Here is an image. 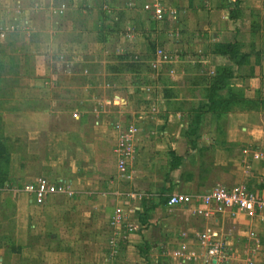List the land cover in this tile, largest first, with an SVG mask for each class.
Segmentation results:
<instances>
[{
  "label": "crops",
  "instance_id": "0c3cea01",
  "mask_svg": "<svg viewBox=\"0 0 264 264\" xmlns=\"http://www.w3.org/2000/svg\"><path fill=\"white\" fill-rule=\"evenodd\" d=\"M164 1L177 10L166 22L153 19L150 0H0L3 172L18 186L45 176L74 190L37 205L0 187V264H207L196 237L206 222L168 205L169 196L244 183L264 198V0ZM227 43L237 44L234 58L215 51ZM161 46L177 58L154 72ZM148 83L158 112L139 134L132 180L124 181L114 125L138 116ZM214 89L232 110L207 111ZM117 190L141 197L127 201L137 228L110 258ZM216 216L205 230L235 264L252 251L264 264V218Z\"/></svg>",
  "mask_w": 264,
  "mask_h": 264
},
{
  "label": "built area",
  "instance_id": "2783aa9c",
  "mask_svg": "<svg viewBox=\"0 0 264 264\" xmlns=\"http://www.w3.org/2000/svg\"><path fill=\"white\" fill-rule=\"evenodd\" d=\"M152 16L155 21L166 22L168 18L174 19L177 14L175 7L170 6L164 0H150ZM66 6L60 5L56 11L64 13ZM128 37H132L131 29ZM177 55L166 47H159L155 51V57L150 62V68L158 72L161 63H171L176 60ZM154 77H156L154 75ZM145 101L141 112L129 122H116L114 127L117 131V139L113 148L116 157V168L118 177L124 181L132 180L131 163L138 151V137L144 128V124L158 112L157 100L154 85L148 83L144 88ZM4 188L10 189L13 193H25L37 204H43L50 196L64 194L72 196L74 190L71 182L65 179H49L45 176H37L23 183L21 186L6 183ZM115 204L113 213L109 220L110 234L106 239V253L108 257L118 256L121 251V243L126 237L136 230L133 222L128 220L126 205L129 200H136L141 197L137 191H115ZM168 205H185L189 209V215L203 219L206 223L196 233L198 244L204 249V257L207 264H235L234 253L226 248L225 244L217 240L213 233L205 230L208 222L216 223L217 214L229 211L248 212L264 218V198L257 192L248 188L244 183L226 186L215 184L212 187L198 193H174L167 200ZM256 246L259 245V238L254 231L249 233ZM173 256L179 257L182 261L188 257L182 255L179 250L173 251ZM256 253L246 259L244 264H255Z\"/></svg>",
  "mask_w": 264,
  "mask_h": 264
},
{
  "label": "trees",
  "instance_id": "16d2710c",
  "mask_svg": "<svg viewBox=\"0 0 264 264\" xmlns=\"http://www.w3.org/2000/svg\"><path fill=\"white\" fill-rule=\"evenodd\" d=\"M239 1L240 0H233V2H236V3H238ZM101 16H103V19H100L99 21L102 24V22H105V19L107 18L108 15L106 11H102ZM102 29L105 30L103 27H100L98 32H100ZM215 51L221 54L228 55L230 58H234L238 52V49H237L236 43H227V44L217 45V47L215 48ZM137 63H138L137 60H134L131 67H134L135 64ZM219 87H222V85H220ZM215 89L211 91L210 93V96H209L210 104L207 107V111L211 112L212 114H215L217 112H228L229 110H232V108L229 106L220 105L224 101V99L218 96L217 91H215ZM200 114L201 113L198 109L196 116H199ZM5 147H6V144L2 139V135L0 134V187H3V185L6 182L8 183L12 182V180H10L7 177V172H3L6 164L8 163V155L7 154L4 155L3 153V150ZM140 251H141V254H143L142 250Z\"/></svg>",
  "mask_w": 264,
  "mask_h": 264
},
{
  "label": "rangeland",
  "instance_id": "374dc122",
  "mask_svg": "<svg viewBox=\"0 0 264 264\" xmlns=\"http://www.w3.org/2000/svg\"><path fill=\"white\" fill-rule=\"evenodd\" d=\"M170 34H173V32H171ZM174 35H175V33H174ZM174 35H173V36H174ZM6 183H8V182H6ZM6 183H5V184H6ZM9 184H12V183L9 182ZM2 190H4V191H8V192H11V193L13 192V191H11L10 189H7V190H6L4 187L2 188ZM14 194H16V193H14ZM113 210H114V209H113Z\"/></svg>",
  "mask_w": 264,
  "mask_h": 264
}]
</instances>
